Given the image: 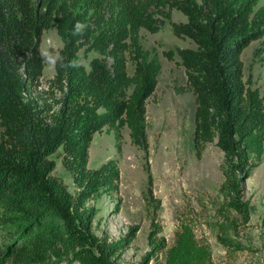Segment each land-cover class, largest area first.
Listing matches in <instances>:
<instances>
[{"label":"trees","instance_id":"obj_1","mask_svg":"<svg viewBox=\"0 0 264 264\" xmlns=\"http://www.w3.org/2000/svg\"><path fill=\"white\" fill-rule=\"evenodd\" d=\"M172 10L186 22H171ZM165 22L194 45L177 51L195 97L194 146L216 139L230 184L264 162V100L244 80L241 61L264 39V0H0V264H112L123 248L91 233L85 204L116 191L119 170L113 160L89 169V149L103 128L119 141L125 126L146 149L145 103L160 64L142 50L139 32L157 33ZM50 28L62 42L52 79L61 97L57 114L45 118L29 95L42 77L40 43ZM80 51L97 55L87 69ZM59 150L76 196L52 175L49 157ZM165 264H211L209 246L182 224Z\"/></svg>","mask_w":264,"mask_h":264},{"label":"rangeland","instance_id":"obj_2","mask_svg":"<svg viewBox=\"0 0 264 264\" xmlns=\"http://www.w3.org/2000/svg\"><path fill=\"white\" fill-rule=\"evenodd\" d=\"M171 22L185 23L186 18L172 10ZM139 37L142 50L155 54L160 64L155 90L145 103L146 149L132 142L126 126L119 141L106 128L94 135L88 168L113 160L119 181L116 191L86 202L92 235L107 243L123 242L112 264H165L166 250L187 224L209 246L211 264H264V162L248 175H235L238 192H233L216 139L198 149L193 143L195 97L177 54L194 49L192 41L176 37L168 22L157 33L140 30ZM61 48L56 30H46L40 43L41 55L46 53L42 77L29 95L45 118L59 109L61 93L52 79ZM94 57L80 51L78 63L87 69ZM241 61L244 80L250 78L264 100V39L252 42ZM127 72L132 73L130 60ZM62 158L61 150L49 157L55 163L52 175L76 196L79 189Z\"/></svg>","mask_w":264,"mask_h":264},{"label":"clouds","instance_id":"obj_3","mask_svg":"<svg viewBox=\"0 0 264 264\" xmlns=\"http://www.w3.org/2000/svg\"><path fill=\"white\" fill-rule=\"evenodd\" d=\"M83 27H84V25H82L80 23H77V25H76V31H80ZM42 55H46V53L43 52Z\"/></svg>","mask_w":264,"mask_h":264}]
</instances>
